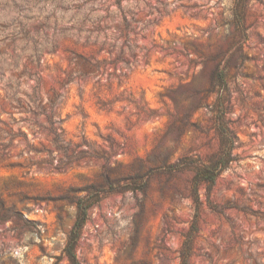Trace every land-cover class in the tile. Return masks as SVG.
Instances as JSON below:
<instances>
[{
	"label": "rangeland",
	"instance_id": "rangeland-1",
	"mask_svg": "<svg viewBox=\"0 0 264 264\" xmlns=\"http://www.w3.org/2000/svg\"><path fill=\"white\" fill-rule=\"evenodd\" d=\"M232 8L233 0H0V264H71L63 250L75 201L102 182L104 167L122 180L160 166L155 154L167 165L217 158L216 95L192 110L187 89L213 67L204 56L228 48ZM244 26L245 61L226 73L236 161L211 190L198 188L188 264H264V0H248ZM27 96L43 109L29 113ZM193 177L154 175L143 192L104 196L89 210L79 263L181 264Z\"/></svg>",
	"mask_w": 264,
	"mask_h": 264
},
{
	"label": "trees",
	"instance_id": "trees-1",
	"mask_svg": "<svg viewBox=\"0 0 264 264\" xmlns=\"http://www.w3.org/2000/svg\"><path fill=\"white\" fill-rule=\"evenodd\" d=\"M248 0H233L232 21L233 34L229 42L228 48L225 51H220L213 56H204L203 64L205 68L213 63V67L209 70L208 75L203 80L195 79L190 88L187 89L189 94L194 98L191 105L192 110L200 109L204 106V101L210 94L216 95V100L213 105L215 112V128L219 135L220 152L217 158L209 164L199 163L189 160H180L177 164L167 165V155L155 154L150 161L153 163H161L158 167H148L144 172V166H140V172L128 174L120 179H113L111 174L115 170L104 167L101 174L102 182L99 184H91L88 187V192L85 197L78 198L75 201L76 216L74 226L69 233L64 247V254L71 264H80L75 253V249L81 238L82 231L89 219V210L98 205L102 198L112 192L125 191H145L148 187V182L154 175H169L173 176L176 173L190 170L194 173L193 180L190 185V194L196 206V214L191 225V230L183 245L181 253V264H188V258L191 252L192 240L197 233L198 210L200 206V198L198 188L200 185H205L207 190H211L215 185L219 176L229 169L230 165L236 161L234 155L235 140L232 132L228 128V123L225 116L228 112L227 105L229 104V86L226 82V73L228 69H235L237 72L242 68L245 61L243 54V43L247 40V34L244 26L245 8ZM26 107L28 112L35 114V108L43 109V100L37 97H29L26 99ZM19 107H22L19 105ZM187 124V121L186 123ZM175 125L171 127L170 130ZM53 144L57 150L67 154L65 143L55 134ZM87 156V153H81ZM105 159V158H104ZM161 159V160H160ZM70 165V162H59V166ZM57 166V167H59ZM121 181H124L122 184Z\"/></svg>",
	"mask_w": 264,
	"mask_h": 264
}]
</instances>
